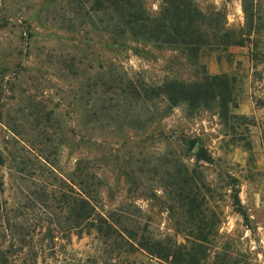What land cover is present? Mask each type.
Listing matches in <instances>:
<instances>
[{"label": "rangeland", "instance_id": "rangeland-1", "mask_svg": "<svg viewBox=\"0 0 264 264\" xmlns=\"http://www.w3.org/2000/svg\"><path fill=\"white\" fill-rule=\"evenodd\" d=\"M162 1L145 8L156 14ZM88 2L90 18L69 0H0V264H85L91 256L116 264L100 256L94 234H79L78 205L69 219L85 192L104 214H136L155 238L185 244L170 184L187 171L211 192L205 218L189 219L193 236H208L211 250L237 264H264V0H253L261 19L254 61L248 45L197 60L132 41L117 51L93 25L109 13ZM198 2L221 11L229 29L244 27L243 0ZM224 74L235 80L227 118L216 106H175L164 91ZM200 150L212 164L197 160ZM20 226L32 233L19 236ZM132 262L152 261L138 253Z\"/></svg>", "mask_w": 264, "mask_h": 264}, {"label": "trees", "instance_id": "trees-1", "mask_svg": "<svg viewBox=\"0 0 264 264\" xmlns=\"http://www.w3.org/2000/svg\"><path fill=\"white\" fill-rule=\"evenodd\" d=\"M69 1L78 15L83 14V17L90 18V13L86 12L89 0ZM90 1L95 6L93 11L101 14L109 13L107 21L100 17L96 20L95 16L93 19L95 22L92 20L93 17L91 21L97 26V31L101 35H109L105 43L109 42L117 51L127 48L132 41L154 45L159 49H173L187 55L191 60H197L205 53L212 54L217 51H228L232 47L248 45L252 61L259 56V48L255 41L261 31V19L253 12V0H243L246 22L239 31L228 28L226 16L216 7H202L198 0H163L156 14L146 10L145 0ZM106 22L109 26H105ZM109 27L113 29L109 30ZM234 85L235 80L224 74L206 76L202 83L170 82L165 86L164 91L170 96V103L175 106L180 103L190 107L196 104L207 108L216 106L219 115L227 118ZM196 158L209 164L213 163L212 157L204 150H200ZM3 165L0 150V176ZM85 179L92 181L94 177L85 176ZM85 183L87 185V182ZM170 187L168 186L174 191L173 197L179 204L181 217L185 219L183 227L189 233L185 244H179L170 238H155L136 214L121 209L104 214L92 203V195L88 192L77 201L78 204L76 202L71 204L72 207L68 209L67 214L69 219L73 217L76 211L74 207L78 205L76 217L77 228L81 230L79 234L81 237L94 234L98 244L96 249L100 256L103 255L109 260L115 259L116 264H133L135 262L132 261L138 253L147 254L152 261L151 264H237L236 259L229 254L221 255L211 250L215 244L208 236L195 238L191 231L193 226L189 219L195 214L205 218V214L209 213L206 205L208 197H211L210 190L206 191L205 188L199 190V187L194 185L193 177L188 175V171L180 182L171 183ZM238 201V198H235V205L239 207ZM203 207L205 209H202ZM173 209L170 208L172 211ZM32 229L33 226L17 227L19 236L28 237ZM198 229L204 232L205 224ZM20 243L32 246V243H26L24 240ZM7 262L5 258L3 264ZM97 262L98 258L91 256L85 264H98Z\"/></svg>", "mask_w": 264, "mask_h": 264}]
</instances>
